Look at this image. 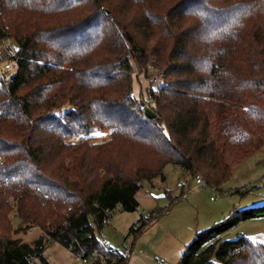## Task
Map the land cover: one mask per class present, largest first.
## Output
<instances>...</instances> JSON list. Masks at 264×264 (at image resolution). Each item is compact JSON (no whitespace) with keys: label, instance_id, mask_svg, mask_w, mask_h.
I'll return each instance as SVG.
<instances>
[{"label":"trees","instance_id":"16d2710c","mask_svg":"<svg viewBox=\"0 0 264 264\" xmlns=\"http://www.w3.org/2000/svg\"><path fill=\"white\" fill-rule=\"evenodd\" d=\"M4 40L18 49L0 83V264H51L56 243L129 264L97 232L140 208L146 182L175 166L218 190L264 149V0H0ZM141 75L162 82L136 97ZM165 213L141 214L130 236ZM10 215L40 236L12 238ZM260 217L197 232L179 264H264V244L227 237Z\"/></svg>","mask_w":264,"mask_h":264},{"label":"rangeland","instance_id":"374dc122","mask_svg":"<svg viewBox=\"0 0 264 264\" xmlns=\"http://www.w3.org/2000/svg\"><path fill=\"white\" fill-rule=\"evenodd\" d=\"M7 43V40L0 41V83L17 72L15 64L3 52ZM10 43L17 51V43L14 40H10ZM6 64L11 65L10 70L5 69ZM154 80L158 82L152 86L157 88L162 77L152 76L148 79L141 75L138 79L134 76L135 96L139 97ZM59 114L62 115L63 112ZM108 134L109 130H103L96 132L94 136L103 140ZM165 176L166 181L156 178L145 183L138 193L140 208L137 211L126 212L117 208L102 231L97 232L102 244L124 254L127 238L131 235L130 229L141 214L156 208H167V213L161 215L143 233L132 234L136 247L130 255L129 264H179L186 247L193 242L197 232L202 233L224 221L234 211L264 207V149L237 165L233 176L218 191L206 184L197 185L196 179L185 175L179 167L168 166ZM243 186L252 187L251 193L244 197L235 193L237 188ZM10 219V223L13 222L14 225L10 224L12 238L32 244L40 236L41 231L37 227L24 232L16 231L20 223L11 215ZM242 235L254 243L264 244V217L242 222L227 237L237 239ZM46 256L51 264H76L73 251L58 243L48 247Z\"/></svg>","mask_w":264,"mask_h":264},{"label":"built area","instance_id":"2783aa9c","mask_svg":"<svg viewBox=\"0 0 264 264\" xmlns=\"http://www.w3.org/2000/svg\"><path fill=\"white\" fill-rule=\"evenodd\" d=\"M7 42H8L7 45L3 47L4 48L3 52H4V54L11 57L12 55H14L16 53V50L11 47L10 40H7ZM5 69L10 70L11 65L6 64ZM195 179H196L197 185H199V186L205 185V181H204L202 176H196ZM213 199H214V197H212V200ZM106 223L107 222H105V224ZM101 235L103 237V233H101ZM134 248H135L134 239L132 236H129L127 238V246H126L124 255L130 256L133 253ZM86 255H87V253L85 250H81L79 253L75 254L76 264H90V263H93V264H115V262H116L114 259H112L111 262L107 261V257H105V255L98 250L92 251L91 253H89L88 256H86Z\"/></svg>","mask_w":264,"mask_h":264},{"label":"water","instance_id":"95a60500","mask_svg":"<svg viewBox=\"0 0 264 264\" xmlns=\"http://www.w3.org/2000/svg\"><path fill=\"white\" fill-rule=\"evenodd\" d=\"M147 116L151 119L155 118V114L149 109V108H145Z\"/></svg>","mask_w":264,"mask_h":264},{"label":"crops","instance_id":"0c3cea01","mask_svg":"<svg viewBox=\"0 0 264 264\" xmlns=\"http://www.w3.org/2000/svg\"><path fill=\"white\" fill-rule=\"evenodd\" d=\"M185 175H187V174H185ZM137 199H138V201H139V198H138V195H137ZM140 203V202H139ZM136 247V246H135ZM135 249V248H134Z\"/></svg>","mask_w":264,"mask_h":264}]
</instances>
